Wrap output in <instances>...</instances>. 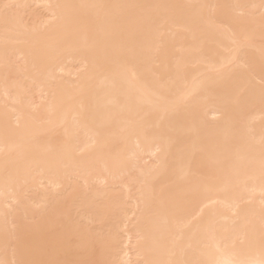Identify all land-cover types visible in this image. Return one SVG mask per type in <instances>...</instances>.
<instances>
[{
  "label": "bare ground",
  "instance_id": "6f19581e",
  "mask_svg": "<svg viewBox=\"0 0 264 264\" xmlns=\"http://www.w3.org/2000/svg\"><path fill=\"white\" fill-rule=\"evenodd\" d=\"M0 264H264V0H0Z\"/></svg>",
  "mask_w": 264,
  "mask_h": 264
}]
</instances>
